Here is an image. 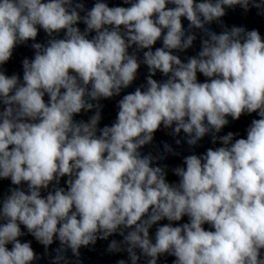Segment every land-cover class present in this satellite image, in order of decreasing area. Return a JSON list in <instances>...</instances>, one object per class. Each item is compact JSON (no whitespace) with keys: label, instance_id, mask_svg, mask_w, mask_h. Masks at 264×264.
<instances>
[{"label":"clouds","instance_id":"obj_1","mask_svg":"<svg viewBox=\"0 0 264 264\" xmlns=\"http://www.w3.org/2000/svg\"><path fill=\"white\" fill-rule=\"evenodd\" d=\"M123 3L0 0V181H10L0 195V264H82L81 249L98 241L126 255L115 264H264V37L222 19L236 6L264 16V0ZM41 30L47 40L36 42ZM29 41L22 79L6 74ZM142 64L145 83L100 127V101L121 96ZM82 112L93 114L76 120ZM253 113L246 138L218 135L228 117ZM161 130L176 146L208 135L222 146L184 156L172 168L179 182H169L162 162L176 148L142 151Z\"/></svg>","mask_w":264,"mask_h":264}]
</instances>
